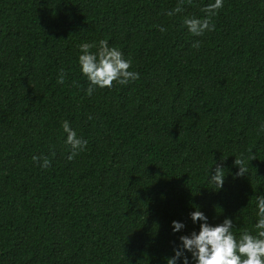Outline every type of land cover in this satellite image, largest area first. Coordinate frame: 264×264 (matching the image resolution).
Returning <instances> with one entry per match:
<instances>
[{"label": "trees", "instance_id": "16d2710c", "mask_svg": "<svg viewBox=\"0 0 264 264\" xmlns=\"http://www.w3.org/2000/svg\"><path fill=\"white\" fill-rule=\"evenodd\" d=\"M179 2L0 0V264H167L180 236L199 232L197 208L212 225L233 219L237 238L255 232L264 0H223L201 36L183 20L214 0L166 15ZM101 39L140 78L89 96L79 45ZM65 120L88 142L72 160ZM249 148L256 159L235 176ZM224 158L217 191L209 174Z\"/></svg>", "mask_w": 264, "mask_h": 264}, {"label": "clouds", "instance_id": "9594fccd", "mask_svg": "<svg viewBox=\"0 0 264 264\" xmlns=\"http://www.w3.org/2000/svg\"><path fill=\"white\" fill-rule=\"evenodd\" d=\"M192 0H188L190 4ZM184 0L176 5L175 8L166 12V15L173 16L184 11ZM223 8V0H214L213 3L206 5L202 11L205 13L203 17H185L184 25L188 31L195 35L201 36L206 31L210 32L215 29L213 17L219 10ZM160 31H166L160 27ZM193 47H199V42ZM81 54L78 57L82 73L90 82L86 90L87 95H92L96 87L111 88L113 82L118 84H128L140 78L137 71L130 70L132 60L125 59L123 52L114 47L109 46L107 40L101 39L97 42H84L79 45ZM93 48L96 51H91ZM67 73L63 68L60 69L57 76V83L64 84ZM63 130L66 133L65 143L70 146V154L68 160L74 157L87 145V140L79 136L77 132L70 126L69 122H63ZM264 127V126H262ZM248 155L241 153L235 156L234 165L238 167L235 176H244L248 173V163L256 159L252 149L249 148ZM215 162L214 174H209L210 183L214 185V190H220L225 182L226 171L223 167V161ZM41 157L33 156V161L40 162ZM43 162L40 164L42 168L51 166V161L47 156L42 157ZM257 216L258 220L254 225L255 232L245 230L239 238L234 234V221L226 217L222 223L212 225L208 223L207 216L197 208L190 213L194 223L201 221L200 230L197 233L193 231L190 235H181V245L174 248L175 255L167 259V264H177L182 258L183 264H189V257L185 253H191V258L195 264H264V196H257ZM173 231H179L185 227L182 222L172 221Z\"/></svg>", "mask_w": 264, "mask_h": 264}]
</instances>
